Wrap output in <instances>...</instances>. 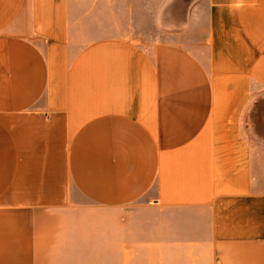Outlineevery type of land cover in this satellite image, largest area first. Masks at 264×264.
<instances>
[{"label":"crops","instance_id":"1","mask_svg":"<svg viewBox=\"0 0 264 264\" xmlns=\"http://www.w3.org/2000/svg\"><path fill=\"white\" fill-rule=\"evenodd\" d=\"M233 5L0 0V264H264V0Z\"/></svg>","mask_w":264,"mask_h":264},{"label":"rangeland","instance_id":"2","mask_svg":"<svg viewBox=\"0 0 264 264\" xmlns=\"http://www.w3.org/2000/svg\"><path fill=\"white\" fill-rule=\"evenodd\" d=\"M158 18V37L162 40L181 41L186 47L192 50L203 52L205 47L202 43L207 27L205 16H168L161 15ZM156 17H144L142 20L143 26L147 28L150 34L151 22L153 21V29L156 24L154 23ZM146 20V21H145Z\"/></svg>","mask_w":264,"mask_h":264},{"label":"clouds","instance_id":"3","mask_svg":"<svg viewBox=\"0 0 264 264\" xmlns=\"http://www.w3.org/2000/svg\"><path fill=\"white\" fill-rule=\"evenodd\" d=\"M235 8L239 9L244 6V0H234V5Z\"/></svg>","mask_w":264,"mask_h":264}]
</instances>
